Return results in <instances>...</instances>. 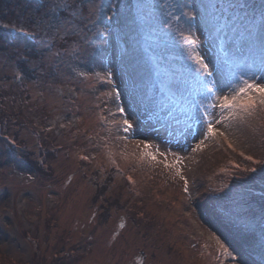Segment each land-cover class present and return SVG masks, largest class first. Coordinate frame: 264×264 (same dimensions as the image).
<instances>
[{
  "label": "rangeland",
  "instance_id": "1",
  "mask_svg": "<svg viewBox=\"0 0 264 264\" xmlns=\"http://www.w3.org/2000/svg\"><path fill=\"white\" fill-rule=\"evenodd\" d=\"M86 1L87 7L83 12L84 21L77 22V13L75 15L69 13L67 18H59L58 14L55 15L54 12L50 24L52 26L45 25L47 31L43 30V36L40 35L41 41L38 43V46L45 52L44 60L46 61V65L40 68V73H43L41 70H48L50 66L52 68L57 67L56 64L60 63L68 71L86 73L84 75L86 79L82 83H77L75 76L66 75L73 83V86H67V88L69 87L68 90L50 82L39 83V80L45 77L43 75L38 79H28L21 75L17 79V81L23 79L27 81L30 97L28 99L23 96L26 100L22 111L28 114V118L30 116L34 118L33 124L22 125L20 138L25 140L28 148L37 150L40 144L33 128L43 125L46 132L49 131L50 135L56 136V141L67 149H61L58 152V158L53 162L56 174L48 178L39 175L22 157L16 155L6 141L0 137V251L16 260L31 259L36 253H40L51 260V257L54 256L53 251H63L72 259L70 264H126L119 263V256L116 253L119 234L124 231L125 224L122 219H119L112 220V226L109 228L98 227L97 210L93 202L95 186L83 172L89 166L93 170L95 166H100V162L108 164L113 157L119 156L124 165L129 163L135 164L136 167L144 165L142 166L144 169H158L161 172L169 169L176 173L179 170L183 179L187 178L191 184L196 185L197 183L198 197L194 210L190 190H188V252L185 260H187V264H201L202 239H200V212H198L201 205V151L200 148H196L200 142L198 136L190 135L191 141L189 140L188 149L183 150L174 143L173 137L168 136V131L162 128L160 124H155L156 119L152 118L153 123L147 122L150 119V110L157 108L156 101L158 99L152 101L151 95L153 91L155 92L153 85L144 84L147 81L154 84L149 77L150 72L147 73V70H141V73H135L136 70L131 72L127 64L130 60L127 49L131 46L127 45V39L132 29L130 25L125 27L122 24L128 25L133 22L129 19L130 22L126 23L128 17L120 19L114 10L115 0ZM184 1L187 4L188 12L195 14L189 27L194 30V35L199 37L198 43L190 44L193 46H191L190 51L192 59L194 55L197 57L201 54V20L199 18L201 0ZM161 8L160 0H145L143 9L146 14L150 13L146 32L155 28L156 13L158 12L154 10ZM159 14L161 16L163 12H159ZM167 16L169 17V15ZM106 17H111V20H107ZM97 18L100 21L99 28L105 29L107 32L104 37L92 35L97 29L89 23V20H96ZM78 20L81 19L78 17ZM162 21L163 19H160V22ZM126 30L128 32L125 34ZM54 32L67 36L74 35L77 40L73 43V48L62 50L65 56L64 54H61V57L57 55L58 52L53 43ZM225 32H229V29ZM254 32L256 62L254 63L253 60L251 63L254 64L246 66L243 70L237 69L236 75L237 73L245 76L252 73L259 75L257 69L260 66V47L264 41V19L256 21ZM227 35L228 39L238 37L235 34L227 33ZM135 36L133 34V43L137 44ZM96 42L99 43L98 47H96ZM94 50L96 52L92 53ZM205 56L209 67L218 69V75H222L226 81H229L227 79L231 69H235L242 57L237 54L232 57L220 55L216 48L206 52ZM15 58L11 50L0 55L1 77L11 78L15 75L17 67ZM91 58L96 59V62L92 63ZM36 64L38 65V63ZM192 66L191 62V69ZM35 67L36 65L34 66L31 62V68L34 69ZM109 69L113 73L111 81L101 78L98 80L95 73L101 74L103 72L101 75L104 77ZM236 78L237 76H233L230 80L234 82ZM3 85L4 87H2ZM164 85L170 94H179L182 97L186 94V84L177 74L168 76L164 80ZM99 86L107 89L102 91ZM17 87L19 85L15 84L12 79L0 83V88L4 91L7 90L3 105L6 114L15 113L14 93L26 95L24 94L25 87L24 89ZM196 88L197 85L191 80L190 93L187 90L190 100L196 95ZM39 104H44L49 111L50 118L48 120L41 116L43 113L39 112ZM118 107L125 108V111L123 113L118 112ZM157 111H159L158 108ZM192 112L193 108H191V115ZM154 114L156 113L154 112ZM125 118L134 125L127 133L123 131ZM258 121L259 117H256V122ZM190 125H193L191 118ZM246 126L244 116L225 121L221 130L225 132L228 140L226 141L219 136L213 137L214 139L211 138L217 147L215 155L219 161L224 160L225 164L230 163L231 161L227 160L230 155L240 161L242 160L241 157L236 154L246 150L256 155L258 164H264V151L258 150V138L260 137L258 129L261 125H256V134L251 131L253 128ZM82 129H87L91 133L88 139L82 135ZM80 130L81 133H79ZM244 135L250 140L249 143L242 140ZM76 136L80 143L84 142L85 146L81 148L77 146L75 143ZM47 137L48 135L44 133L45 141ZM255 142L256 146L254 145ZM145 144L150 145V147L145 148ZM97 153L101 155H99L98 160H95L94 157ZM148 153L155 155L156 159L153 160ZM160 153L166 155L162 156ZM173 154L181 158L179 163L176 162V157ZM165 163L168 166H165ZM141 174L145 175L146 172H141L139 176ZM206 175L207 173L204 171L203 189H207V186L210 187L211 185L212 190L215 191V179L206 178ZM261 177L264 178V176ZM172 188L174 191L178 189L176 186ZM209 196L213 198L210 194ZM55 223L56 225L52 227ZM220 233H225L224 226H220ZM203 235L208 244L218 242L219 249H227L233 252L231 254L235 258L239 257L236 262H229V264H242L240 255L235 252V246L226 241L228 243L226 247L222 242L226 236L221 235L219 238H215L205 229ZM259 245L256 264H261L262 255L261 240L256 234V246L259 247Z\"/></svg>",
  "mask_w": 264,
  "mask_h": 264
},
{
  "label": "trees",
  "instance_id": "2",
  "mask_svg": "<svg viewBox=\"0 0 264 264\" xmlns=\"http://www.w3.org/2000/svg\"><path fill=\"white\" fill-rule=\"evenodd\" d=\"M144 2L145 0H115L114 10L120 19L128 17L126 23L130 22L129 19L133 22L128 25L122 24L125 27L130 25L132 29L127 39V45H131L127 49L129 50L128 59H130L127 64L130 71L136 70L135 73H141L147 70V73L150 72L149 77L154 84L148 81L144 84L153 85L155 88V92L153 91L151 95L152 101L158 99L156 105L159 102L158 105L166 106L171 103L173 94L166 92L164 80L172 74H177L182 82L187 84L191 62L187 39L189 24L186 22L187 18L181 14L182 11L188 12V7L184 0H160L162 8L154 10L158 12L155 28L146 32L150 13L146 14L144 11ZM65 3L71 4V7H57ZM86 4V0H0V55L11 50L16 57L17 66L15 75L11 78L0 76V83L12 79L15 84L19 85L17 88L24 89L25 87L26 89L24 92L26 95L14 93L15 113L6 114L3 105L7 90L0 88V137L39 175L48 178L56 174L53 162L58 158V152L67 148L56 141V136L50 135L49 131L47 133L43 125L33 128L40 144L37 150L28 148L25 140L20 138L22 125L33 124L34 118L32 116L28 118V114L22 111L26 100L23 96L29 99L30 94L26 79L17 81L16 74L19 71L22 77L28 79H38L43 75L45 77L40 79L39 83L50 82L67 90L73 86L67 76H75L77 83H82L86 79L85 76L79 78L80 73L68 71L60 63L56 64L57 67L50 66L48 70H41L43 73H40L39 70L46 65V61L44 60L45 52L38 46V43L41 41L40 35L43 36V30L47 31L45 25L52 26L50 24L54 12L59 18H67L69 13H77V22L80 23L85 20L83 12L86 10ZM159 12H163V15L160 16ZM176 16H181V19H173ZM160 19L163 21L160 22ZM260 19H264V0H203V35L208 52L217 48L227 37V33L235 34L239 39L248 38L250 44L254 45L251 56L244 55L249 51V45L243 52H238L237 55L242 56L241 60L235 69H231L227 80L231 81L230 78L237 76V69L243 70L246 66L256 62L254 31L256 21ZM17 28H24L26 31H17ZM227 29L229 32H225ZM126 32L128 30L125 34ZM181 32L183 37L179 34ZM53 34L55 35L54 47L60 57L61 54L65 56L62 50L73 48V43L77 42L74 35L67 36L55 34V32ZM133 34L136 35L137 44L133 43ZM98 46L99 43L96 42V47ZM95 52L96 50L92 53ZM230 53L232 54L229 57L236 55L235 51ZM91 60L92 63L96 62L94 58ZM253 60L254 63H251ZM31 62L34 66L36 65L34 69L31 68ZM101 74L98 80L102 77ZM68 85L70 86L67 88ZM99 88L102 91L107 89L101 86ZM187 90L186 85L184 97L179 95L181 106H177L172 112L166 114L161 108L156 114H153L154 110H152L150 119L147 120L153 123L152 118L156 119L155 124H160L168 131V136L173 137L174 143L183 150L188 149L190 129L189 108L191 103ZM65 97H67L66 94ZM38 109L43 113L41 115L43 119L50 118L49 111L44 104H39ZM244 117L246 127L253 128L251 131L255 134L256 125H261L258 129L260 133L258 150L264 151V111L257 107L251 115H244ZM256 117H259L258 122H256ZM44 133L48 135L46 141ZM90 134L87 129H82V135L86 136V139ZM213 139L207 140L202 136L204 140L202 146L203 171L207 173L206 178L212 177L216 181L215 191L212 190L211 185L204 189L202 233L204 234L205 229L215 238L221 235L226 236L223 238L225 240L222 239L226 247L227 242H231L238 255L243 250V261L256 264V254H259L257 249L260 248V245L256 246V234L261 240V229H264V178L261 177L264 176V164H258L256 155L246 150L236 154L242 160L238 161L230 155L227 160L232 163L225 164L224 160L219 161L215 155L217 147L213 144ZM242 140L245 143L250 142L246 135L242 137ZM12 141H15V144H12ZM75 143L80 148L85 146L84 142L80 143L78 137ZM254 145L256 146V142ZM254 150L256 151V148ZM99 155L101 154L95 155V160L100 158ZM249 156L252 157L251 160L247 159ZM122 161L119 156H115L108 164L100 162V166H95L93 170L89 166L83 171L95 186L93 202L97 210L98 227L109 228L112 226V220L119 219H122L125 224L124 231L119 234L116 248L119 263L187 264L185 257L188 252L189 202L188 193L185 191V180L188 185V179H183L180 173H174L169 169L163 172L158 169H148V171L142 167L144 165L139 167L132 163L124 165ZM253 169L254 172L250 171ZM141 172H146V174L139 176ZM173 186L178 189L174 191ZM209 194L213 198H210ZM55 225L56 223L52 227ZM220 226L225 227L224 234L220 233ZM245 228H250L252 231L246 233ZM203 237L204 235L201 240V264H229V262L234 263L238 260L239 257L229 261L235 257L231 254L233 252L223 248L219 249L218 242L208 244ZM53 254L51 260L40 253H36L28 260H16L0 251V264H70L72 261L63 251H53Z\"/></svg>",
  "mask_w": 264,
  "mask_h": 264
},
{
  "label": "snow or ice",
  "instance_id": "3",
  "mask_svg": "<svg viewBox=\"0 0 264 264\" xmlns=\"http://www.w3.org/2000/svg\"><path fill=\"white\" fill-rule=\"evenodd\" d=\"M63 6L65 8H70L71 4L65 3L63 5H57V7ZM75 15V13H73ZM186 17V22L191 26L192 19L194 18V13L183 12L181 14ZM107 20H111V17H106ZM175 20H180L181 16L173 17ZM94 28L97 29L92 35H99L104 37L107 35L105 29L99 28V18L96 20H89ZM170 26V25H169ZM17 31L24 32L26 29L17 28ZM190 35L187 37L189 43H198L199 37L194 35V30L189 27ZM183 37V33H179ZM253 44H249V51L245 52L244 55L251 56ZM58 55V54H57ZM195 63L198 65L192 69V79L197 85L196 95L189 101L193 107V112L191 119L193 125H190L189 134L192 136H203L204 139H209L213 137H223L226 141L228 140L227 135L221 130V126L224 125L225 121L237 119L244 115H251L257 107L264 111V41L261 43L260 47V66L257 69L259 75L252 73L251 75H242L237 73L236 80L226 81L222 75H218V69L210 68L209 64L205 62L204 57L197 56L195 58ZM17 78H20L22 73L17 72ZM81 76L86 75V73L81 72ZM96 76H100L99 73H95ZM112 71L109 69L106 71V75L101 77V79H106L109 82L112 78ZM215 77V78H214ZM118 112L123 113L125 108L118 107ZM133 123L129 119L125 118L123 120V131L125 133L129 132L133 128ZM204 140H201L196 148L199 149L203 146ZM15 144V141L11 142ZM231 147V144H229ZM145 148L150 147V145L145 144ZM153 160L156 156L152 153H148ZM164 156L165 153H160ZM176 162L179 163L181 158L176 156ZM87 159V157H85ZM247 159L251 160L252 157L249 156ZM165 166H168L165 163ZM250 171H255L250 170ZM179 174V170H178ZM187 181L185 180V191H187ZM244 231L251 232L250 228H245ZM223 247V244H221ZM261 264H264V229H261ZM241 257L242 264H247L243 261L244 252L241 250L239 253ZM235 259V257H233Z\"/></svg>",
  "mask_w": 264,
  "mask_h": 264
},
{
  "label": "bare ground",
  "instance_id": "4",
  "mask_svg": "<svg viewBox=\"0 0 264 264\" xmlns=\"http://www.w3.org/2000/svg\"><path fill=\"white\" fill-rule=\"evenodd\" d=\"M200 138V136H198V139Z\"/></svg>",
  "mask_w": 264,
  "mask_h": 264
}]
</instances>
